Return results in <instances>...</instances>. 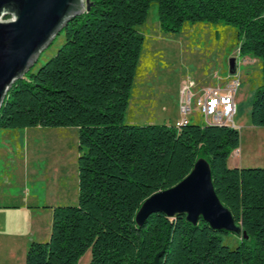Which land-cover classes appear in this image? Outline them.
I'll list each match as a JSON object with an SVG mask.
<instances>
[{
    "label": "trees",
    "instance_id": "trees-1",
    "mask_svg": "<svg viewBox=\"0 0 264 264\" xmlns=\"http://www.w3.org/2000/svg\"><path fill=\"white\" fill-rule=\"evenodd\" d=\"M90 1L62 32L57 54L15 82L0 113V130L78 129L79 203L53 208L50 238L31 243L26 264H79L89 251V264H264V168L227 167L240 143L236 128L124 124L144 46L137 27L155 5L162 32L221 25L239 58L259 60L250 122L264 128V0ZM199 159L249 237L240 234L236 247L201 218L192 225L184 214L155 213L135 223L141 204L180 183Z\"/></svg>",
    "mask_w": 264,
    "mask_h": 264
},
{
    "label": "rangeland",
    "instance_id": "rangeland-1",
    "mask_svg": "<svg viewBox=\"0 0 264 264\" xmlns=\"http://www.w3.org/2000/svg\"><path fill=\"white\" fill-rule=\"evenodd\" d=\"M144 38L139 67L134 81L124 124H164L175 127L185 118L178 114L179 92L185 81L192 80L200 88L220 85L229 75V59H235V74L241 82L236 96L235 127L240 143L227 161L228 168H264V128L251 125L250 110L255 91L262 84L259 60L239 58L238 48L230 37L222 40L223 28L208 24H188L179 34L161 31L156 6L152 5L145 23L137 27ZM231 35V34H229ZM64 43L60 35L45 50L36 65L38 70L54 57ZM204 95H196L190 124L204 126L198 116ZM199 101V102H198ZM79 141L77 128H33L22 131L0 130V205L20 206L0 213V264H26L32 243L48 241L52 232L56 207L79 203ZM30 205V206H29ZM229 247L240 244L237 234L223 237ZM253 241L248 242L252 245ZM91 252L79 264H89Z\"/></svg>",
    "mask_w": 264,
    "mask_h": 264
},
{
    "label": "water",
    "instance_id": "water-1",
    "mask_svg": "<svg viewBox=\"0 0 264 264\" xmlns=\"http://www.w3.org/2000/svg\"><path fill=\"white\" fill-rule=\"evenodd\" d=\"M91 6L90 0H0V113L15 82L24 79L41 54ZM228 63L229 74H235V59ZM155 213L168 218L184 214L192 225L201 218L213 230L249 239L217 198L209 166L202 159L176 186L148 197L136 213V225L142 226Z\"/></svg>",
    "mask_w": 264,
    "mask_h": 264
},
{
    "label": "built area",
    "instance_id": "built-area-1",
    "mask_svg": "<svg viewBox=\"0 0 264 264\" xmlns=\"http://www.w3.org/2000/svg\"><path fill=\"white\" fill-rule=\"evenodd\" d=\"M220 85L207 86L200 88L194 81H185V90L179 92L178 114L185 115V122H180L175 129H180L186 124V117L194 114V105L196 103V95H204L206 97V106H202V111H209V118H215L216 125H224L229 128L235 127L236 117V96L240 88L241 82L237 76L228 75L224 83H221L218 76H214ZM198 116L208 125V118H202V114Z\"/></svg>",
    "mask_w": 264,
    "mask_h": 264
},
{
    "label": "crops",
    "instance_id": "crops-1",
    "mask_svg": "<svg viewBox=\"0 0 264 264\" xmlns=\"http://www.w3.org/2000/svg\"><path fill=\"white\" fill-rule=\"evenodd\" d=\"M256 60V59H255ZM30 206V205H29ZM36 209H38V210H32V209H30V208H28L27 210H20L21 208H20V206H16V207H10V206H8V205H0V213H5V212H2V211H4V210H6V209H11V208H18V210H20L21 212L22 211H24V212H26V213H32L31 211H43V210H45V209H43L42 207H40L39 205H35L34 206ZM48 210H50V211H52L53 212V208H54V206H52V205H48ZM31 210V211H30ZM2 220L0 219V229L1 228H3L2 227ZM32 234H30L29 233V236L31 237V240H32V242H35L34 240V235H33V232H31ZM50 238V237H49ZM42 242V241H41ZM0 250H2V247H0Z\"/></svg>",
    "mask_w": 264,
    "mask_h": 264
},
{
    "label": "bare ground",
    "instance_id": "bare-ground-1",
    "mask_svg": "<svg viewBox=\"0 0 264 264\" xmlns=\"http://www.w3.org/2000/svg\"><path fill=\"white\" fill-rule=\"evenodd\" d=\"M197 104L200 105L199 103H197ZM202 106H206V97L203 98V101L201 103V106L199 107L200 114H202V118H208V125H216L215 124V118H209V111H202ZM183 117L185 118V115L184 114H183ZM189 117H191V115ZM188 118L186 117V124H190ZM182 122H185V119L182 120ZM219 126H224V125H219Z\"/></svg>",
    "mask_w": 264,
    "mask_h": 264
}]
</instances>
